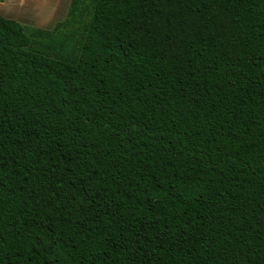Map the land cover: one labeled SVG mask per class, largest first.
<instances>
[{"label":"trees","instance_id":"obj_1","mask_svg":"<svg viewBox=\"0 0 264 264\" xmlns=\"http://www.w3.org/2000/svg\"><path fill=\"white\" fill-rule=\"evenodd\" d=\"M0 264H264V0L0 14Z\"/></svg>","mask_w":264,"mask_h":264},{"label":"rangeland","instance_id":"obj_2","mask_svg":"<svg viewBox=\"0 0 264 264\" xmlns=\"http://www.w3.org/2000/svg\"><path fill=\"white\" fill-rule=\"evenodd\" d=\"M71 0H0L1 11L24 25L52 29L65 19Z\"/></svg>","mask_w":264,"mask_h":264},{"label":"crops","instance_id":"obj_3","mask_svg":"<svg viewBox=\"0 0 264 264\" xmlns=\"http://www.w3.org/2000/svg\"><path fill=\"white\" fill-rule=\"evenodd\" d=\"M1 4H0V14L3 15L4 17H7V18H10V19H14V18H11L9 16H7L6 14H4V12L1 11ZM19 21V20H18ZM53 29V28H52Z\"/></svg>","mask_w":264,"mask_h":264}]
</instances>
